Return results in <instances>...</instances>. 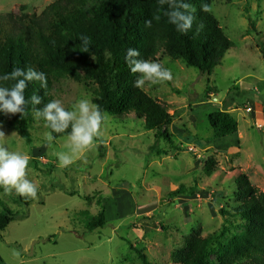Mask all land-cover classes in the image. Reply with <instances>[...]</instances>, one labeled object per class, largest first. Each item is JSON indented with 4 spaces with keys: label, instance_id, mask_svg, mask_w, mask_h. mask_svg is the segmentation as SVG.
Wrapping results in <instances>:
<instances>
[{
    "label": "rangeland",
    "instance_id": "obj_1",
    "mask_svg": "<svg viewBox=\"0 0 264 264\" xmlns=\"http://www.w3.org/2000/svg\"><path fill=\"white\" fill-rule=\"evenodd\" d=\"M54 1L0 0V24L8 14L38 17ZM210 10L233 45L221 66L208 76L160 53L173 79L141 87L169 108L173 146L133 116L104 115L93 147L61 168L54 153L71 154L69 136L49 146V128L34 116L28 142L0 122L9 151L30 156L27 178L38 188L32 199L0 187V212L14 215L0 233V264H141L135 250L151 264H173L170 254L191 235L206 237L223 223L222 242L243 232L232 213L236 177L264 192V0H213ZM51 95L66 110L91 99L67 77ZM214 111L230 113L238 133L213 138L206 118ZM208 160L211 176L203 171ZM181 187L184 194H172ZM99 200L106 224L88 231Z\"/></svg>",
    "mask_w": 264,
    "mask_h": 264
},
{
    "label": "trees",
    "instance_id": "obj_2",
    "mask_svg": "<svg viewBox=\"0 0 264 264\" xmlns=\"http://www.w3.org/2000/svg\"><path fill=\"white\" fill-rule=\"evenodd\" d=\"M187 2L196 9V19L187 34L168 22L165 13L170 10V0H56L38 17L4 16L0 24V76L16 68H32L46 74L47 86L29 82L26 114H0V122L8 123L29 142L28 127L32 118H37L36 110L53 100L54 87L67 77L84 86L104 115L118 120L133 116L143 122L145 130L153 132L155 139L163 138L173 146L169 108L141 87H134L140 74L131 72L125 56L128 48H135L140 52L138 59L160 63L156 57L162 53L208 76L221 66L233 45L210 10L213 0ZM205 4L208 11L203 10ZM146 21H151L150 27ZM81 37L89 38L87 52ZM14 83L0 80L6 87ZM33 95L41 97V104L31 103ZM206 120L215 139L238 133V123L227 111L211 112ZM70 131L69 127L53 136L67 137ZM214 168V160H208L203 171L211 176ZM234 185L236 207L232 213L245 222L243 232L222 242L228 230L223 223L206 237L191 235L182 248L170 254L173 264H264V192L253 187L243 173L238 174ZM184 193L181 187L172 194ZM97 204L100 210L89 219L88 231L106 224L102 202ZM220 214L227 215L223 211ZM13 216L6 208L0 212V233L14 221ZM135 252L141 264H151L141 251Z\"/></svg>",
    "mask_w": 264,
    "mask_h": 264
},
{
    "label": "clouds",
    "instance_id": "obj_3",
    "mask_svg": "<svg viewBox=\"0 0 264 264\" xmlns=\"http://www.w3.org/2000/svg\"><path fill=\"white\" fill-rule=\"evenodd\" d=\"M204 11H208V6H202ZM169 11L165 13L168 22L175 26L176 30L187 34L192 29L196 19L194 15L196 9L187 0H170ZM147 27L151 26V21H146ZM202 28L203 25H200ZM85 52L90 41L88 37H81ZM140 52L135 48H128L125 56L126 63L132 73L140 74L134 81V87H142L146 81L152 83L171 81L172 73L162 67L160 63L138 59ZM0 80L15 81L11 87L0 85V114L16 115L20 117L26 114L29 103L25 98V89L29 82L38 81L41 87L47 86V77L44 72L36 71L32 68L27 70L16 68L12 73L0 76ZM33 105L41 104V97L33 95L31 97ZM37 117L45 121V127L51 131L46 133V140L51 146L55 139L53 133H64L69 127V140L71 143V154L64 152L54 153L61 168L73 164L77 155L82 154L94 145L95 138L100 134L104 114L99 106L92 103L90 98L80 99L73 105L72 110H66L60 100L48 102L42 109L36 110ZM4 134L0 132V187H4L9 193H15L26 198H37L38 188L27 178V168L30 161L28 154H21L9 151L4 143ZM19 255V253H15Z\"/></svg>",
    "mask_w": 264,
    "mask_h": 264
}]
</instances>
